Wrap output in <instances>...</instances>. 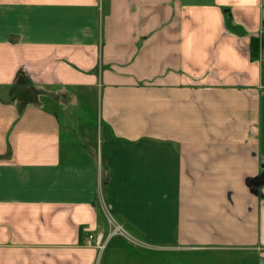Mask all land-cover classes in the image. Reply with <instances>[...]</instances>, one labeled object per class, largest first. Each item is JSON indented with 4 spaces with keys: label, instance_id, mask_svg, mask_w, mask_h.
<instances>
[{
    "label": "crops",
    "instance_id": "0c3cea01",
    "mask_svg": "<svg viewBox=\"0 0 264 264\" xmlns=\"http://www.w3.org/2000/svg\"><path fill=\"white\" fill-rule=\"evenodd\" d=\"M0 264H264V0H0Z\"/></svg>",
    "mask_w": 264,
    "mask_h": 264
},
{
    "label": "rangeland",
    "instance_id": "374dc122",
    "mask_svg": "<svg viewBox=\"0 0 264 264\" xmlns=\"http://www.w3.org/2000/svg\"><path fill=\"white\" fill-rule=\"evenodd\" d=\"M85 118H86V120H87V122L91 125V124H93V122L95 121V110L92 112V111H89V112H87L86 111V113H85V116H84ZM74 130V132H75V136L74 137H79V132H78V128H74L73 129ZM115 228H113V230H114ZM126 241V240H125ZM126 242H128V241H126ZM130 246H131V248L134 250V251H136V249L138 250V248H134V247H132V245L130 244V243H128ZM187 257V259H186V261H190V257H192V256H186ZM100 258V257H99ZM194 259L195 258H193V261H194ZM207 259L209 260V261H214V262H217L216 261V256L215 255H207ZM243 259V258H242ZM100 260V259H99Z\"/></svg>",
    "mask_w": 264,
    "mask_h": 264
},
{
    "label": "trees",
    "instance_id": "16d2710c",
    "mask_svg": "<svg viewBox=\"0 0 264 264\" xmlns=\"http://www.w3.org/2000/svg\"><path fill=\"white\" fill-rule=\"evenodd\" d=\"M259 45L260 42L257 38L252 37L250 38V59L251 60H255L258 58V50H259ZM263 178V176L261 177V179Z\"/></svg>",
    "mask_w": 264,
    "mask_h": 264
},
{
    "label": "built area",
    "instance_id": "2783aa9c",
    "mask_svg": "<svg viewBox=\"0 0 264 264\" xmlns=\"http://www.w3.org/2000/svg\"><path fill=\"white\" fill-rule=\"evenodd\" d=\"M94 244L98 249H102L104 247V242H102V239L100 236H96L93 238L91 235L88 237V244Z\"/></svg>",
    "mask_w": 264,
    "mask_h": 264
}]
</instances>
